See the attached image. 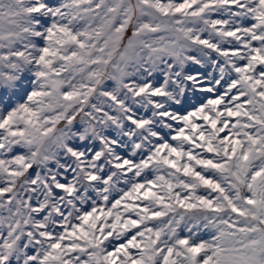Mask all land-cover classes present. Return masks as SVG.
<instances>
[{"label":"snow or ice","instance_id":"1","mask_svg":"<svg viewBox=\"0 0 264 264\" xmlns=\"http://www.w3.org/2000/svg\"><path fill=\"white\" fill-rule=\"evenodd\" d=\"M0 264H264V0H0Z\"/></svg>","mask_w":264,"mask_h":264}]
</instances>
